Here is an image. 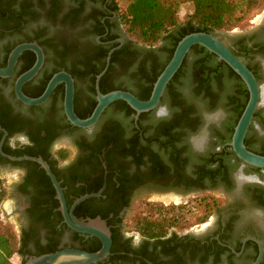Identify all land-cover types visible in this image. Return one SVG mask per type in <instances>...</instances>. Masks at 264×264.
<instances>
[{
    "label": "flooded vegetation",
    "instance_id": "af4514ba",
    "mask_svg": "<svg viewBox=\"0 0 264 264\" xmlns=\"http://www.w3.org/2000/svg\"><path fill=\"white\" fill-rule=\"evenodd\" d=\"M258 4L248 18L231 30L213 35L244 65L256 83V107L242 144L246 151L264 157V0ZM0 23H6V29H0L2 67L16 44L36 43L23 39L32 37L30 32L37 29L45 32L44 40L64 36L51 43L57 47L63 41L67 45L76 44L75 54L95 50L97 46L109 47L106 54L110 50L113 53L124 47L127 40L110 0H0ZM127 49L139 52L135 57L142 55L136 44L127 45ZM122 54L124 59L123 49ZM21 63L16 62L10 77L0 79V100L8 104L11 115L18 113L23 121L12 136L7 137L5 131L4 141L9 146L34 152L30 156L10 157L45 162L61 189L67 210L76 198L95 193L103 186L98 197L85 199L71 212L78 221L100 218L110 237L113 235L116 251L98 264H251L256 257H259L257 264H264V168L243 163L229 146L233 128L249 96L237 74L231 71L230 85L214 106H203L196 98L187 99V105L192 107H185L189 110L186 124L170 126L178 109L170 108L162 99L155 109L138 115L133 111L128 115L108 112L109 106L118 102L115 101L104 109L91 129L84 130L69 127L63 116L62 83L40 105L26 106L15 99L13 82ZM48 65L43 59L38 73L22 85V93L33 95L40 91L45 75H53ZM71 79L73 112L79 110L86 118L95 105L94 89L88 94L85 80ZM115 79L116 75L105 77L103 86L113 85ZM124 90L133 95L132 90ZM183 92L186 94L184 89ZM54 105L61 110L58 117L51 119L47 112ZM161 106H166L165 114L157 117ZM105 124L113 125L117 141L93 155L90 147L105 133L102 130ZM60 150H67V154L58 160ZM0 157V171L16 174L7 193L16 207L17 247L22 239L25 242L20 263L37 255L40 248L87 252L96 245L97 239L73 232L62 222L54 189L36 162ZM169 195L178 198V202L167 205H184L198 198L203 213L209 210V216L196 225L197 230L168 232L159 242L124 232L126 215L137 199L152 197L164 206L158 199ZM31 203L38 206L37 213L44 215L45 221H33Z\"/></svg>",
    "mask_w": 264,
    "mask_h": 264
},
{
    "label": "trees",
    "instance_id": "16d2710c",
    "mask_svg": "<svg viewBox=\"0 0 264 264\" xmlns=\"http://www.w3.org/2000/svg\"><path fill=\"white\" fill-rule=\"evenodd\" d=\"M110 2L111 9L118 14V23L127 40L124 47L110 54L108 67L98 83L99 92L105 94L114 90H132L130 92L133 93V96L142 101L148 98L155 78L168 62L176 43L183 36L194 32L214 34L218 31L231 30L242 19L248 18L251 11L259 5V0H127L124 7L120 9L116 0H110ZM185 3L190 6V10L186 19L178 22V8ZM0 29H6V23H0ZM30 34L32 37L24 36L23 41L34 40L42 48L45 62L52 69L51 74L60 69L64 70L75 81L85 80L87 93H93L94 77L102 70L109 47L97 46L95 50L75 54L76 44L67 45L65 41L61 47L53 44L57 39L65 38L62 35H57L55 39L44 40L42 38L45 32L42 29H37ZM130 44L138 45L140 54H142L140 58L134 56L139 52L128 51L127 45ZM158 44L160 45L158 48L152 49ZM122 49L124 53L126 51L124 59ZM4 50L5 52L9 50L7 44L4 46ZM17 61L22 63L19 64L21 67L15 73V77L31 67L34 62V55L29 51H24ZM230 74L231 70L222 62H218L215 56L200 46H192L180 68L166 85L162 94L163 98H160V101L162 99L170 108L178 109L174 112L170 126L186 124V113L188 114V109L192 107L187 105L186 100L189 98L201 99L203 104L214 106L222 95V91L227 89L226 84L230 81ZM109 75H116L113 85L103 86V80ZM50 77V74L45 75L44 85L36 94H23L30 98L39 96ZM138 84L140 85L137 86ZM183 89L186 94H184ZM61 92L63 93L62 89ZM186 106L188 109H185ZM59 110L61 108L57 109L55 105L52 106L47 112L48 117L51 119L58 117L57 112ZM109 110L125 112L126 115L132 113V110L121 101L110 105L108 112ZM74 114L80 119L85 118L79 110L75 109ZM61 119L59 118V120ZM22 123L19 114L11 115L8 104L0 100V128L7 132V137L19 130ZM39 125H44V123ZM69 127L71 126L69 125ZM113 128L111 124L103 126L102 130L105 133L99 135L98 140L90 147L91 154H99L100 149L108 143L115 145L118 135L116 136L112 132ZM72 129L70 128V130ZM1 149L4 154L9 156H30L33 154L31 152H34L27 148L21 150L15 146H9L6 141H4ZM66 154L67 150L58 151V160L63 159ZM0 160H2L1 157ZM19 191L24 192V189L19 187ZM50 192L52 193V190ZM5 194L3 181L0 179V203ZM196 203L199 207L197 222L201 223L209 216V210L203 213L200 200L198 199ZM189 204L163 206L158 203L141 202L126 220V223L124 221V232H126L125 229H127L128 224L137 236L149 241L153 240V242L162 241L167 235L168 229L186 225L187 215H190L188 212L190 210ZM29 210L35 223L45 221L44 215L37 213L38 206L35 203L30 204ZM110 238L112 244L109 253H112L116 249L113 245V235ZM17 242L15 234L0 227V264H10L13 255L19 257L25 242L22 239L20 247H17ZM98 248L99 244L96 242V245L87 252H95ZM55 251L54 248H40L35 256Z\"/></svg>",
    "mask_w": 264,
    "mask_h": 264
},
{
    "label": "water",
    "instance_id": "95a60500",
    "mask_svg": "<svg viewBox=\"0 0 264 264\" xmlns=\"http://www.w3.org/2000/svg\"><path fill=\"white\" fill-rule=\"evenodd\" d=\"M200 46L208 53L216 57L218 62L225 64L231 71L237 74L249 93L248 99L231 134V141L229 146L238 159L243 163L255 167L264 168V157L258 156L245 150L242 140L250 122V118L254 108L256 107L257 86L248 70L238 61L231 52L213 35L204 32H194L183 36L175 45L172 54L165 64L161 72L155 78L150 94L144 101L137 99L131 93L126 91L114 90L101 94L98 88V81L105 73L112 50H110L105 57L104 66L102 70L94 78V93L95 105L90 114L83 119L78 118L73 112V81L66 72L58 71L54 73L47 81L42 93L30 98L21 92V87L26 82L30 81L40 70L43 64V53L40 47L34 43H20L14 46L7 54L4 67L0 68V79H6L13 73V69L18 57L24 51H29L34 55V62L29 69L18 75L13 82V95L16 100L26 106H37L47 100L53 89L57 84H63L62 97V113L69 125L75 128L89 130L91 129L104 109L115 101H121L130 108L135 115L140 113H147L155 109L163 94V91L180 68L182 61L189 52L192 46ZM2 136L0 138V156L5 157L10 161L30 160L36 162L48 177L53 189L54 198L57 200L59 207L58 212L61 215L62 222L65 226L73 232H76L85 237H93L98 240L100 247L95 252H85L77 249H61L52 253L42 254L39 256L28 257L22 264H98L109 255L111 245L110 232L106 227L105 222L100 218L85 219V221H78L72 215L73 208L88 198L98 197L103 189L91 194H84L76 198L69 209L67 210L62 197L61 189L56 182L54 176L51 174L48 166L41 159L36 158H13L5 155L1 151L2 143L6 137V132L0 128ZM252 240V239H251ZM254 241V240H253ZM259 247V243L255 241ZM260 249V247H259ZM259 257L251 264H257Z\"/></svg>",
    "mask_w": 264,
    "mask_h": 264
},
{
    "label": "rangeland",
    "instance_id": "374dc122",
    "mask_svg": "<svg viewBox=\"0 0 264 264\" xmlns=\"http://www.w3.org/2000/svg\"><path fill=\"white\" fill-rule=\"evenodd\" d=\"M117 1V5L118 7L121 9L124 7V5L126 4L127 0H116ZM190 10V6L188 4H181L178 8V12H177V20L178 22H182L186 19L188 12ZM229 31V30H227ZM226 85H230V82H227ZM197 99V98H196ZM201 105H205L202 103L201 99H197ZM203 109V108H202ZM16 174L13 172H2L0 171V179L3 181V186L5 187V191L6 194L3 198V200L0 203V227L3 230H7L13 234H15V236L17 237V231H18V225L16 223V211H15V205L14 202L12 205L8 206L7 208L4 207L3 202L6 200H12L10 198V196L8 195V190L11 187V184L13 182V180L15 179ZM159 201H161L160 199H158ZM198 200V198L196 199H190L188 201L189 204V216L187 215L188 219L186 222V225L182 226V227H174V228H170L168 229V232H175L178 234H182L185 233L187 231L190 230V228H193V230H197L196 225H199V223L197 222V214H198V210L199 207L196 203V201ZM13 201V200H12ZM141 202H148V203H158L154 198L152 197H148V198H141V199H137L129 208L128 213L126 215L125 218V223L126 220H128V218L132 215V213L135 211L136 206L141 203ZM162 203H164L163 201H161ZM178 202V201H177ZM183 202V201H181ZM187 203V204H188ZM164 206H168L166 203H164ZM162 205V204H161ZM129 225L127 224V229H125L126 233L128 235H133L136 236V233L129 228ZM10 264H20V258L16 255H13L12 258L10 259Z\"/></svg>",
    "mask_w": 264,
    "mask_h": 264
},
{
    "label": "clouds",
    "instance_id": "9594fccd",
    "mask_svg": "<svg viewBox=\"0 0 264 264\" xmlns=\"http://www.w3.org/2000/svg\"><path fill=\"white\" fill-rule=\"evenodd\" d=\"M165 111H166V106H161L156 112L157 117L163 116L165 114ZM12 204H13L12 200H6L3 202V205L5 208H7L8 206H10Z\"/></svg>",
    "mask_w": 264,
    "mask_h": 264
},
{
    "label": "bare ground",
    "instance_id": "6f19581e",
    "mask_svg": "<svg viewBox=\"0 0 264 264\" xmlns=\"http://www.w3.org/2000/svg\"><path fill=\"white\" fill-rule=\"evenodd\" d=\"M172 197H173L172 195H169V196H166V197H161L160 200L163 201L166 204L171 202V201L176 203L178 201V198H172Z\"/></svg>",
    "mask_w": 264,
    "mask_h": 264
}]
</instances>
